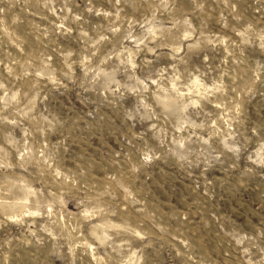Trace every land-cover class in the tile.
Masks as SVG:
<instances>
[{
	"label": "rangeland",
	"instance_id": "obj_1",
	"mask_svg": "<svg viewBox=\"0 0 264 264\" xmlns=\"http://www.w3.org/2000/svg\"><path fill=\"white\" fill-rule=\"evenodd\" d=\"M0 264H264V0H0Z\"/></svg>",
	"mask_w": 264,
	"mask_h": 264
}]
</instances>
